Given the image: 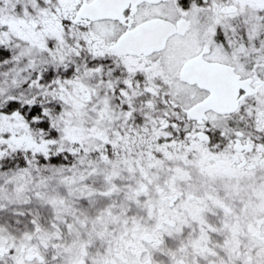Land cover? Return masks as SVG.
<instances>
[{
    "label": "snow or ice",
    "instance_id": "obj_1",
    "mask_svg": "<svg viewBox=\"0 0 264 264\" xmlns=\"http://www.w3.org/2000/svg\"><path fill=\"white\" fill-rule=\"evenodd\" d=\"M0 264H264V0H0Z\"/></svg>",
    "mask_w": 264,
    "mask_h": 264
}]
</instances>
